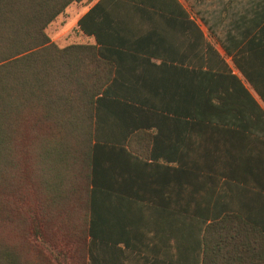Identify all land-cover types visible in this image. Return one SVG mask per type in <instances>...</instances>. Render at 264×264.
Listing matches in <instances>:
<instances>
[{"label": "trees", "instance_id": "trees-1", "mask_svg": "<svg viewBox=\"0 0 264 264\" xmlns=\"http://www.w3.org/2000/svg\"><path fill=\"white\" fill-rule=\"evenodd\" d=\"M82 1L0 0V264H125L131 257L153 262L152 256L133 253L139 248L126 208L106 205L130 195L105 166L107 152H114L108 150H121L115 145L122 142L100 140L117 122L126 136L138 129V98L113 91L119 77L115 58L129 53L94 44L60 47L46 32L68 5ZM185 1L264 101L251 74L256 66L264 68V0ZM137 7L183 5L179 0H99L80 28L101 43L102 23L87 26L97 12ZM210 75L217 88L220 78L243 87L234 75ZM261 191L247 195L259 200L261 217L228 210L220 220L195 224L203 231L205 252L194 264H236L239 254H248L246 264H256L255 250L264 247ZM218 232L243 237L218 238ZM162 257V263L187 264Z\"/></svg>", "mask_w": 264, "mask_h": 264}, {"label": "crops", "instance_id": "crops-1", "mask_svg": "<svg viewBox=\"0 0 264 264\" xmlns=\"http://www.w3.org/2000/svg\"><path fill=\"white\" fill-rule=\"evenodd\" d=\"M179 1L182 9L99 10L87 26L102 23L101 43L79 25L99 0L71 3L46 29L60 47L94 44L129 53L115 58L119 77L113 91L138 98V129L126 136L117 122L111 134L106 127L100 140L122 142L115 145L121 150H108L114 152H107L105 166L130 195L106 205L126 208L134 224L131 238L139 248L133 253L152 256L153 262L131 257L125 264H167L161 260L168 255L200 263L204 234L196 223L220 220L228 210L262 216L259 200L247 195L264 192V101L188 3ZM211 73L234 75L243 87L220 78L223 84L217 88ZM251 74L264 92V68L256 66ZM254 255L260 264L264 247ZM245 256L239 254L236 264H246Z\"/></svg>", "mask_w": 264, "mask_h": 264}, {"label": "rangeland", "instance_id": "rangeland-1", "mask_svg": "<svg viewBox=\"0 0 264 264\" xmlns=\"http://www.w3.org/2000/svg\"><path fill=\"white\" fill-rule=\"evenodd\" d=\"M197 19H199V18H197Z\"/></svg>", "mask_w": 264, "mask_h": 264}]
</instances>
